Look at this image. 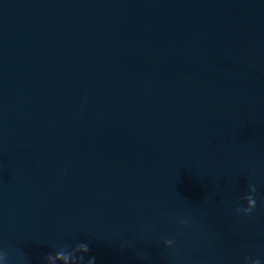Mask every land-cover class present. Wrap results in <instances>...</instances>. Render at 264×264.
I'll return each instance as SVG.
<instances>
[{
    "label": "water",
    "instance_id": "95a60500",
    "mask_svg": "<svg viewBox=\"0 0 264 264\" xmlns=\"http://www.w3.org/2000/svg\"><path fill=\"white\" fill-rule=\"evenodd\" d=\"M79 242L264 264V0H0V245L43 264Z\"/></svg>",
    "mask_w": 264,
    "mask_h": 264
},
{
    "label": "clouds",
    "instance_id": "9594fccd",
    "mask_svg": "<svg viewBox=\"0 0 264 264\" xmlns=\"http://www.w3.org/2000/svg\"><path fill=\"white\" fill-rule=\"evenodd\" d=\"M257 189L254 183H249L248 194L243 196V200L246 201L245 206H237L235 208V215H243L245 217L251 216L256 209L257 203L255 193ZM191 217L184 216L178 217L177 223L181 228L191 227L193 229V235L203 241H208L209 236L206 232L200 230L190 223ZM161 242L163 248L168 250L171 257L177 255V248L179 242L175 237H162ZM127 246H131V242H125ZM91 249L88 243L79 242L75 245L63 244L56 247L55 251L48 253L43 257V264H55L59 261L60 264H96L95 256L88 255ZM138 256H144L142 252H137ZM0 264H13V257L10 252L5 250L3 245H0ZM243 264H261L259 258H252L251 256L243 257Z\"/></svg>",
    "mask_w": 264,
    "mask_h": 264
}]
</instances>
